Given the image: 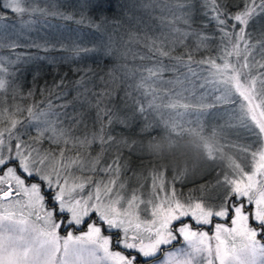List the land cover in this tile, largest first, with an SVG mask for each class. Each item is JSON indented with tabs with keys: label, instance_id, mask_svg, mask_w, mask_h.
Segmentation results:
<instances>
[{
	"label": "snow or ice",
	"instance_id": "snow-or-ice-1",
	"mask_svg": "<svg viewBox=\"0 0 264 264\" xmlns=\"http://www.w3.org/2000/svg\"><path fill=\"white\" fill-rule=\"evenodd\" d=\"M202 5L207 9L204 15L215 22L220 33L221 54L196 63L209 66L210 82L220 93L216 99L221 104H239L236 119L257 137V149H244L250 153V169L246 171L229 157L231 175L225 174L224 190L214 201L191 196L181 199L174 185L165 192L163 169L153 173L147 198L137 195L135 190L126 196L123 193L125 181L120 180L121 169L126 167L121 162L120 145L129 148L131 145L106 131L113 121L124 124L125 120L114 110V105L103 103L105 99H112L115 88L105 87L100 93L92 92V98L88 96L91 90L87 87L77 93L76 99L82 105L96 109L95 119L99 123L98 128L82 136H73L72 127L83 122V112L79 114L80 119L69 117L66 112L53 111L51 101L47 109L36 111L33 107L22 109L16 106L12 112L5 108L0 111V125H3L0 127V264H159L158 253L164 255L163 264H264V111L259 113L261 118L258 119L256 109L260 104L254 103L257 98L264 103V33L252 42V34L247 31L250 21L264 14V0H243L242 7H237L236 11L229 9L226 0H202ZM178 7L187 9L178 19L188 25V29H175L179 36L172 41V48H166L151 38L141 41L135 34L134 37L151 53L141 56V59L170 57L176 65L183 64L192 72L190 51L171 55L176 43L184 44L193 35L198 50L207 47L210 37L191 30V0H185ZM38 10L26 7V0H0V21L7 18L8 11L23 16ZM65 19L72 17L66 16ZM79 51L81 49H77ZM217 59L221 62L217 63ZM166 67L162 59L156 60L151 67L144 66L145 74H141L135 88L142 96L150 97L146 105L125 91L122 99L126 104L131 99L134 112L143 114L147 109L161 107L156 103L158 96L154 85ZM2 71L5 69L0 66ZM175 82L182 83L179 78ZM77 83L83 85L84 77ZM62 84L63 81L55 87ZM6 85L7 81L0 79V92L6 89ZM175 94L181 95L179 92ZM57 95L60 97L63 93ZM81 96L83 100H80ZM238 98H242L244 103ZM67 106L65 103L60 107ZM164 106L173 109L190 107L172 100ZM213 106L197 107L202 110ZM24 111L27 115L23 118L17 115ZM61 115L71 119L72 125L57 127ZM24 120L36 127L37 135L30 139L39 142L48 133L47 139L59 146L58 151L48 149L41 152L32 143L22 141V132L17 131V126L25 127ZM228 126L231 127L230 122ZM164 128L165 136L171 138L170 147H175L185 136L198 137L203 141L201 148L209 159H215L216 153L222 152L224 147L218 142L220 134L213 129L206 135L199 119L187 127L165 121ZM94 144L99 145V150L93 156L90 149ZM113 149L115 155L105 160V153ZM66 152L70 154L65 155ZM45 161H48L47 165ZM71 169L80 174L111 175L106 182L99 180L93 185L94 195H88L86 199L77 198L71 194L72 191L76 188L82 190L91 176L83 180L77 176L80 182H74L69 188L68 177L73 175ZM30 178L38 182H31ZM173 179H176L175 175ZM42 187L51 191L52 207L45 204ZM141 204L146 205L145 212L151 206L150 219L141 220ZM61 216L69 227L84 225L87 231L80 236H73L72 232H68L66 237L60 236L58 229L64 222ZM184 217H190L196 224L212 225L214 236H209L207 231L193 230V226L183 220ZM213 217L224 219L231 226L213 223ZM175 221L180 223L173 227ZM102 225H106L108 231L116 230L115 240L112 235L102 234ZM178 237L188 242V248L164 251L161 246ZM113 243L122 245L127 252L112 250Z\"/></svg>",
	"mask_w": 264,
	"mask_h": 264
},
{
	"label": "trees",
	"instance_id": "trees-1",
	"mask_svg": "<svg viewBox=\"0 0 264 264\" xmlns=\"http://www.w3.org/2000/svg\"><path fill=\"white\" fill-rule=\"evenodd\" d=\"M184 2L185 0H36L34 7L39 10L45 9L42 11L43 20L49 22L58 33L45 45L17 47L20 54L16 59L19 62H17V69L26 70L29 74L34 73L36 69L41 68L42 70L36 79V88H33L30 83L26 84L24 94L28 97L20 102L22 109L28 107H33L34 111L45 109L51 101L56 112L64 113L73 109L78 115L83 112V116L93 120L96 118V109H90L87 104L82 105L76 99L77 93L87 87L91 90L88 96L92 98V92L100 93L108 87L115 88V94L112 99H105L103 103L114 105V110L121 118L127 117L139 122L138 120L153 110L147 109L143 114L136 113L133 110L134 105L131 99L126 104L122 98L127 91L131 93L132 98H137L145 105L147 104L149 97L142 96L135 85L141 74H145L144 66L151 67L158 59H162L164 65L167 66L160 80L154 85L158 98H161L158 103L162 108L166 105L165 98L174 101L179 97L187 101L189 106L191 101L199 103V99L205 97V86L201 87L203 81L198 75L200 74L198 69L207 64H198L196 61L217 58L221 54L220 33L215 28V22L204 15L207 9L203 7L202 0H191V30L210 37L207 47L197 50L194 36L190 35L184 44L177 42L171 53L175 56L183 55L186 50L190 51L193 58L192 72L183 64L176 65L170 57L141 59V56L151 55V53H148L144 44L138 43L134 37L135 34L141 41L146 37L151 38L158 44L162 43L166 48H172V41L179 36L175 29H188V25L178 19L187 11V9L178 7V4ZM226 3L231 11H236L237 7H242L243 0H226ZM66 16H71L72 19H65ZM81 20L83 23H79ZM247 31L252 34V42L260 39L261 33H264V14L255 16L250 21ZM77 49L81 51L77 52ZM83 49L87 51H82ZM27 53L32 55L33 60L45 56L49 58V61L40 66L31 61L25 62ZM185 60H187L186 56ZM220 62L217 59V63ZM81 77H84L83 85L77 83ZM176 78H179L182 83H176ZM113 80L114 83H112ZM61 81L63 84L58 88L55 87ZM169 81L172 82L169 83ZM166 90H170L169 95H166ZM177 92L181 95H176ZM58 93H63V96L58 97ZM80 100H83V96ZM257 100L259 101V98L254 103ZM63 102L67 103V108L58 107V104ZM190 108L194 109V107ZM20 116L21 118L26 116V111ZM108 128L106 131L114 137L124 138L125 136L129 139L131 135V138L138 141V146L134 148L144 149L143 152H139L128 146H120L122 163H128L134 170L145 173L147 180L153 178L154 172L163 169L165 174H168L167 178L174 181L172 186L174 185L178 197L185 199L191 196L194 199L211 201V199H205L203 195L214 191L217 182L221 180L218 172L223 165L220 162L206 161L207 165L212 168L209 176L183 183L178 181V177L182 176L184 164H186L181 160V153L175 155L167 152L163 157L162 152L164 151L156 150L158 144L154 133L143 135L139 134L136 128L130 132L120 126L110 128L111 130ZM35 143L46 149L58 151L59 148L58 145H50L43 140L39 142L35 140ZM98 150L99 147L94 153L96 154ZM69 154L65 153V155ZM191 164L192 162H189L188 167H191Z\"/></svg>",
	"mask_w": 264,
	"mask_h": 264
},
{
	"label": "rangeland",
	"instance_id": "rangeland-1",
	"mask_svg": "<svg viewBox=\"0 0 264 264\" xmlns=\"http://www.w3.org/2000/svg\"><path fill=\"white\" fill-rule=\"evenodd\" d=\"M36 0H26V7L35 8L34 3ZM36 9H38L36 7ZM44 9V8H43ZM43 9L38 10L35 12L26 13L23 16L12 13L11 11L7 12V18L3 21H0V66H3L5 71L0 72V79H4L7 81L6 89L2 92H0V111H3V109L7 108L9 112H12L15 110L16 106H19L22 108L21 103L24 99H26V96L24 94V88L27 83H30L33 88H36V79L40 75L39 73L42 71L40 69H36L34 73L29 74L28 71L17 69V64L19 63L18 57H19V51L17 47L23 46V47H30L38 45H45L47 42L52 39L54 35H56L58 32L57 30H54L52 25H50L49 22H46L43 20ZM45 10V9H44ZM16 18L14 20V18ZM9 45H14V47H10ZM25 62L31 61V63L36 64L38 66L42 65L43 63H47L49 61V58L45 56L37 57L33 60L32 55L30 53L26 54ZM22 60V59H20ZM18 62V63H17ZM24 62V60H22ZM44 65V64H43ZM198 74L202 78V85L205 86V97L203 96L199 103L196 104V102L191 101L190 107L192 108H168L162 106L159 109H152V112H149L147 116L143 117L142 119L138 120L139 122H136L134 119L131 120L127 117H122V119L125 120L124 124L117 123L116 121H113L112 125H110V128H115V126L122 127L125 131H132L134 128L139 130V134L148 135L150 133H154L157 137V149L159 152H164L163 157L166 155L167 152L172 154H179L181 153L182 156L181 160H183L184 168L182 169L183 175L181 177H178L179 180L183 183L186 181H196V179L205 178L206 176H209L211 174V166L207 165L206 161L209 162H220L222 168L218 172V176H220L221 180H219V183L217 184L216 188L212 192H206L204 196L205 199H211V201H214L218 194L222 193L224 190L223 187V180L225 174L231 175V169L228 167L229 164V157H231L233 160H235L237 163H240L242 167L245 168V170L250 169V153L244 151L245 148H249L252 150H255L258 148V140L257 137L254 135L253 132H250L247 128L240 125L239 121L236 119V113L239 112V104H221L216 98L220 95L218 91H216V87L213 83H211V73L209 66H201V68L198 69ZM170 90H166V95H169ZM150 99V97H149ZM161 98H157L156 103L159 104ZM240 102L244 103L242 98H238ZM258 99V98H257ZM166 102L165 104L169 103L171 99L165 98ZM173 101V100H172ZM174 101H179L180 103H186L184 99H180L179 97L177 99H174ZM182 101V102H181ZM256 104H260V107L256 109V115L257 118L260 119L259 113L261 111H264V103H261V101L257 100L255 102ZM65 103H59L58 107L61 105H64ZM189 105V104H188ZM195 105H214L213 107H206L204 109H199ZM197 107V108H196ZM48 108V107H47ZM45 108V109H47ZM93 109V108H90ZM225 109L228 111L226 112ZM54 111V107L52 109ZM95 110V109H94ZM57 111V110H56ZM55 111V112H56ZM68 116L72 117L75 116L77 119H80V115L75 113L73 109L67 110ZM22 113L17 114L20 116ZM27 115V112H26ZM21 117V116H20ZM53 119H55L53 117ZM199 119V122L201 125H203L204 132L206 135L211 134L212 130L215 129L217 133L220 135L218 136V142L221 145H224L222 152L216 153L215 159H209L205 156L204 151L201 148V145L203 141L198 137H187L181 141L177 142V145L175 147H170L171 138L165 136L167 133L164 128V122L168 121L169 123L175 122L176 124L183 125L185 127L189 126L191 124H195V122ZM83 122L72 127V135L73 136H82L85 133H91L99 126L93 125L99 123L96 122V119L93 120L83 116L82 117ZM229 122L231 123V127L228 126ZM73 121L69 119L68 117H65L61 115L60 120L57 122V127H68L71 126ZM24 126L22 128L21 125L17 126V131L22 132L21 140L22 141H28L29 143H32L34 146L40 148L41 152L44 150H48L46 148H42L36 145L34 139H30V137H36V127L35 124H30L27 120L23 122ZM140 125V126H137ZM0 127H3V125H0ZM108 128V129H110ZM111 130V129H110ZM49 134L45 133V138L42 139L43 142L47 141L50 145H56L52 144L48 139L47 136ZM124 140L128 142L129 145H131L132 149L136 145L138 146V141L135 138H131V135L129 136V139L127 137L123 136ZM122 137H116V139H121ZM41 141V140H40ZM16 141H13V144H15ZM140 143V142H139ZM42 146V145H41ZM122 146V145H120ZM125 146V145H124ZM98 144H94L92 148L90 149L91 154L94 156L96 155L94 152H96V148H98ZM139 152H143L144 149H136ZM187 156H186V155ZM112 155H115V149L108 151L105 153L104 159L109 160ZM164 159V158H163ZM191 164V167L189 166V162ZM48 161H45V164L47 165ZM126 167L121 169L120 173V180L125 181V186L123 189V193L127 196L132 191H136L137 195L141 196L142 198H147L149 193L151 192V185L153 178H149V180L146 179L145 173H143L140 170H134L131 165H128V163H125ZM187 169L186 172H184V169ZM222 170H224L222 172ZM73 175L68 177L69 185L68 187L71 188L73 183H79L80 180H77L76 177L80 176V179L83 180L84 177L91 176V180L87 183H85L84 188L81 190L79 188H76L75 191H72L73 196H77V198H84L86 199L88 195H94V187L93 185L99 181L104 180L107 181V178L111 175L105 174V173H77L75 169L70 170ZM176 171V169H175ZM174 171V173H176ZM98 175V176H96ZM108 175V177H107ZM168 175V174H167ZM166 174L164 175V190L165 192L170 190V187L172 186V179H168ZM177 175V174H176ZM61 176L63 177V172L61 173ZM105 176V179H104ZM31 182H38L35 178H30ZM36 180V181H35ZM119 180L117 181V185H119ZM42 192L45 194V204L50 205V207L53 206L52 199H51V191L48 189H45L42 187ZM103 196V193H101ZM163 195V193H161ZM180 198V197H179ZM47 199V200H46ZM48 205V206H49ZM146 205L141 204L140 205V217L141 220L150 219V211L151 206L149 205V211L145 212L143 209ZM65 216L67 214H64ZM60 219L64 221L61 223V226L58 229V234L62 237H66L68 232H72L73 236H80L83 235L84 232L87 231V229L84 227V225L80 226H73L69 227L66 220H64V216H61ZM183 220L187 222L188 224L193 226V230L198 231H207L209 233V236H214V228L212 225H201L196 224L193 219L190 217H184ZM85 222H87V218H85ZM221 223L228 226L229 222L213 217V223ZM177 223H180L179 221L173 222V227ZM102 234L105 235H112L113 240H115L116 237V230L108 231L106 230V225H102ZM210 230H212V233H210ZM213 244H215V240L212 241ZM164 251H173L176 252L178 250L187 249L188 248V242L185 241L182 237H178L176 240H173L168 245L161 246ZM111 249L114 251H122L127 252V250L123 249L122 245H116L113 243L111 246ZM135 254V253H133ZM159 257V264H163L164 261V255L163 253L157 254ZM143 262V258H140Z\"/></svg>",
	"mask_w": 264,
	"mask_h": 264
},
{
	"label": "flooded vegetation",
	"instance_id": "flooded-vegetation-1",
	"mask_svg": "<svg viewBox=\"0 0 264 264\" xmlns=\"http://www.w3.org/2000/svg\"><path fill=\"white\" fill-rule=\"evenodd\" d=\"M47 200V199H46ZM49 205V204H48ZM49 207H50V205H49ZM210 233H212V230H210Z\"/></svg>",
	"mask_w": 264,
	"mask_h": 264
}]
</instances>
